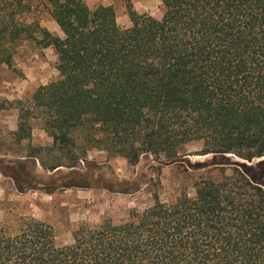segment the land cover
<instances>
[{
  "label": "trees",
  "instance_id": "1",
  "mask_svg": "<svg viewBox=\"0 0 264 264\" xmlns=\"http://www.w3.org/2000/svg\"><path fill=\"white\" fill-rule=\"evenodd\" d=\"M48 1L62 35L42 29L41 41L55 51L58 76L31 100L52 139L47 150L65 160L42 168L76 167L89 147L133 164L193 141L200 154L262 159L205 166L193 195L152 191L143 209L82 222L66 244L50 224L22 217L15 230L0 226V264H264V187L249 175L264 166V0H160L158 16L127 0L124 27L111 5ZM28 114L18 116V140L30 137ZM2 161L11 162L2 173L21 164ZM69 173L66 186H88Z\"/></svg>",
  "mask_w": 264,
  "mask_h": 264
},
{
  "label": "rangeland",
  "instance_id": "2",
  "mask_svg": "<svg viewBox=\"0 0 264 264\" xmlns=\"http://www.w3.org/2000/svg\"><path fill=\"white\" fill-rule=\"evenodd\" d=\"M84 1L90 7L111 5L118 26L130 24L127 0ZM130 1L140 13L160 14V0ZM42 29L62 35L48 0H0V158L21 162L5 173L0 171L1 227L15 230L22 217L32 216L50 224L56 241L66 244L71 241L72 229L82 222L96 224L104 217L118 222L127 218L131 208L143 209L151 203L152 191L164 200L181 191L193 195L197 173L205 166L237 161L254 167L262 159L248 162L233 155L200 154L201 143L193 141L176 156L144 153L133 164L103 148L89 147L79 152L76 167L42 168L41 160L47 164L65 160L59 152L47 150L51 137L44 130L42 117L32 108L34 90L58 76L55 51L43 45ZM20 114H28L30 125V137L22 140L13 133ZM10 163L2 161L0 166ZM70 171L83 173L81 181L88 186H66ZM9 172L16 174L17 187ZM249 175L264 187V166L250 170ZM134 185H138L136 190ZM120 187L128 192L118 191Z\"/></svg>",
  "mask_w": 264,
  "mask_h": 264
},
{
  "label": "water",
  "instance_id": "3",
  "mask_svg": "<svg viewBox=\"0 0 264 264\" xmlns=\"http://www.w3.org/2000/svg\"><path fill=\"white\" fill-rule=\"evenodd\" d=\"M223 155H231V154H223Z\"/></svg>",
  "mask_w": 264,
  "mask_h": 264
},
{
  "label": "crops",
  "instance_id": "4",
  "mask_svg": "<svg viewBox=\"0 0 264 264\" xmlns=\"http://www.w3.org/2000/svg\"><path fill=\"white\" fill-rule=\"evenodd\" d=\"M17 126V125H16ZM14 130V129H13ZM52 140V139H51ZM52 142V141H51ZM59 168V167H58Z\"/></svg>",
  "mask_w": 264,
  "mask_h": 264
}]
</instances>
